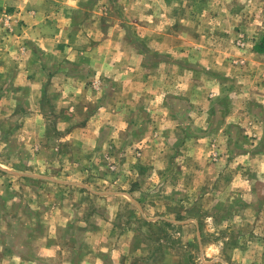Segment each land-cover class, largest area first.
<instances>
[{
    "label": "rangeland",
    "instance_id": "obj_1",
    "mask_svg": "<svg viewBox=\"0 0 264 264\" xmlns=\"http://www.w3.org/2000/svg\"><path fill=\"white\" fill-rule=\"evenodd\" d=\"M81 1L77 107L0 12V264H264V0Z\"/></svg>",
    "mask_w": 264,
    "mask_h": 264
},
{
    "label": "crops",
    "instance_id": "obj_2",
    "mask_svg": "<svg viewBox=\"0 0 264 264\" xmlns=\"http://www.w3.org/2000/svg\"><path fill=\"white\" fill-rule=\"evenodd\" d=\"M81 2V0H0V12L9 5L15 6L23 12L21 17L25 18L28 24L27 34L22 37L27 36L25 41L27 51L23 58L27 66L24 72L27 74L28 71H31L28 80V83L32 85L31 94L42 98L45 82L48 81L50 86L54 87L56 85L60 89V91L57 89V92L59 91L60 95L65 96L62 99L66 102L67 107L72 104L75 105L76 100L72 102L70 99L81 95V91L77 87L82 88L83 92V87L85 89L86 86L84 83L88 77H86L87 74H67L66 76L67 72L61 73L60 68L57 66L64 61L70 62L75 59V62L77 60V63L81 66L90 65L93 67L97 64V60L93 58V55H97L98 50L103 47H99L102 43L97 41L100 38L99 24L95 19L96 17L94 18V15L99 12L94 11V13L87 15L84 20L77 22L72 20L75 12L85 13L78 10L80 5H83ZM106 40L107 48H109L110 43V49H114L113 39L109 38V34ZM168 48L172 49V46H168ZM63 52H65L64 55ZM73 53L75 54L73 55ZM257 54L262 53L258 52ZM34 62L43 63L48 73L50 70H54L57 77L47 76L44 69H42V74L41 71H38L37 74L32 73L31 67L36 64ZM114 63L116 62L113 56L107 57V64L114 65ZM39 78H41V81ZM56 79L62 82L61 86H59ZM148 83L150 82L141 81V85L144 86ZM151 89L153 96H157L162 87L154 83ZM47 94L50 95V92ZM67 100H69V103H67ZM75 107H77V104Z\"/></svg>",
    "mask_w": 264,
    "mask_h": 264
},
{
    "label": "trees",
    "instance_id": "obj_3",
    "mask_svg": "<svg viewBox=\"0 0 264 264\" xmlns=\"http://www.w3.org/2000/svg\"><path fill=\"white\" fill-rule=\"evenodd\" d=\"M257 52H264V37L261 39V41L259 43H257L255 45V48H254Z\"/></svg>",
    "mask_w": 264,
    "mask_h": 264
},
{
    "label": "built area",
    "instance_id": "obj_4",
    "mask_svg": "<svg viewBox=\"0 0 264 264\" xmlns=\"http://www.w3.org/2000/svg\"><path fill=\"white\" fill-rule=\"evenodd\" d=\"M8 16V15H7ZM8 18V17H7ZM10 18V17H9ZM9 24V23H8Z\"/></svg>",
    "mask_w": 264,
    "mask_h": 264
}]
</instances>
